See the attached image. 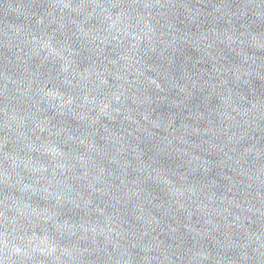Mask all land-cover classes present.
<instances>
[{"label": "water", "instance_id": "95a60500", "mask_svg": "<svg viewBox=\"0 0 264 264\" xmlns=\"http://www.w3.org/2000/svg\"><path fill=\"white\" fill-rule=\"evenodd\" d=\"M0 264H264V0H0Z\"/></svg>", "mask_w": 264, "mask_h": 264}]
</instances>
